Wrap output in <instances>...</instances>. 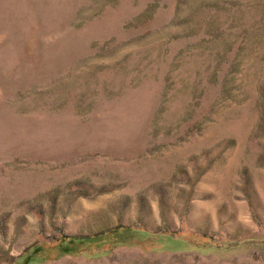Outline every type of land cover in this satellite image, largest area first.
Returning a JSON list of instances; mask_svg holds the SVG:
<instances>
[{
    "label": "rangeland",
    "instance_id": "374dc122",
    "mask_svg": "<svg viewBox=\"0 0 264 264\" xmlns=\"http://www.w3.org/2000/svg\"><path fill=\"white\" fill-rule=\"evenodd\" d=\"M0 264H264V0H0Z\"/></svg>",
    "mask_w": 264,
    "mask_h": 264
}]
</instances>
